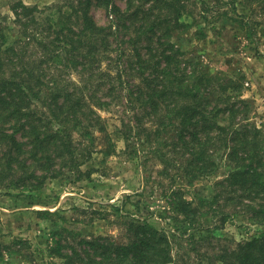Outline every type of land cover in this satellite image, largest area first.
<instances>
[{"label": "trees", "instance_id": "1", "mask_svg": "<svg viewBox=\"0 0 264 264\" xmlns=\"http://www.w3.org/2000/svg\"><path fill=\"white\" fill-rule=\"evenodd\" d=\"M181 2L69 0L49 13L11 0L13 16L0 11L1 187L38 193L65 174L90 178L94 168L83 165L96 153L118 154L120 140L131 159L145 144L162 174L182 182L170 197L173 230L130 214L120 216L123 241L101 234L72 240L66 228L56 230L49 252L64 264H264V228L233 244L217 235L241 217L264 227V124L253 120L240 79L207 75L172 42L188 25ZM95 4L108 24L92 15ZM242 15L233 16L241 25ZM123 30L134 34L135 63L123 55ZM113 108L120 117L111 129L102 111ZM224 165L211 194L196 192ZM185 236L188 254L176 250Z\"/></svg>", "mask_w": 264, "mask_h": 264}, {"label": "rangeland", "instance_id": "2", "mask_svg": "<svg viewBox=\"0 0 264 264\" xmlns=\"http://www.w3.org/2000/svg\"><path fill=\"white\" fill-rule=\"evenodd\" d=\"M40 8L55 6L69 0H23ZM182 0L186 14L181 21L188 23L175 32L172 42L185 53V59L197 60L201 70L209 76H226L240 79L243 97L252 102L251 115L258 124H264V3L255 0ZM11 0H0L2 15L13 16ZM227 2V3H226ZM124 7L125 4L120 2ZM209 10H208V5ZM236 14L243 13V25L234 20ZM223 10H231L228 16L216 18ZM92 15L100 24H108L109 19L102 7L91 8ZM55 12V11H53ZM205 12V13H204ZM239 12V13H238ZM52 13V12H51ZM246 14V15H244ZM234 16V17H233ZM127 43H122L125 59L134 54L131 37L126 33ZM129 34V35H127ZM156 38V36H155ZM136 59V58H135ZM114 76L118 60H107ZM130 63L134 59L129 60ZM122 66V63L119 64ZM191 68H193L191 66ZM136 76V75H135ZM117 108L102 111L110 128L119 123ZM112 129V128H111ZM143 144V142H141ZM125 147L118 141L119 153L105 157L96 153L92 161L83 165L84 170L94 168L90 178L78 179V175L65 174L47 182L41 192L8 189L0 186V248L2 264H64L63 260L52 257L50 246L56 242V230L66 228L64 237L80 238L93 235H111L118 241L125 237V227L121 215L147 221L159 228L170 231L177 223L170 208V197L182 182L162 174L163 165L149 154L144 144L140 156L133 159L120 151ZM225 165L220 173L198 183L196 192L209 195L213 183L222 179ZM11 190V191H10ZM194 190L191 189V192ZM13 192V193H9ZM45 210L53 214L41 213ZM67 220L66 222L63 221ZM264 227L253 224L246 217L230 219L218 231L222 244H233L260 232ZM220 232V234H219ZM67 236V237H66ZM185 236L176 245L179 253H189L192 246ZM217 238V237H215ZM22 240H27L24 243ZM217 241V239H215ZM204 250H207L205 248ZM193 259L195 253L192 254Z\"/></svg>", "mask_w": 264, "mask_h": 264}]
</instances>
